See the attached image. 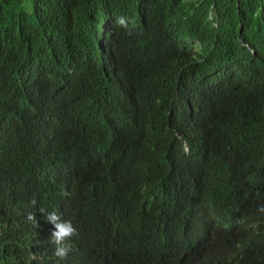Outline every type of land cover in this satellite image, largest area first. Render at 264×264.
Masks as SVG:
<instances>
[{
    "label": "trees",
    "instance_id": "16d2710c",
    "mask_svg": "<svg viewBox=\"0 0 264 264\" xmlns=\"http://www.w3.org/2000/svg\"><path fill=\"white\" fill-rule=\"evenodd\" d=\"M181 166L196 210L160 226L188 255L149 241ZM34 174L84 178L87 236L59 261L0 235V264H264V0H0V227Z\"/></svg>",
    "mask_w": 264,
    "mask_h": 264
},
{
    "label": "clouds",
    "instance_id": "9594fccd",
    "mask_svg": "<svg viewBox=\"0 0 264 264\" xmlns=\"http://www.w3.org/2000/svg\"><path fill=\"white\" fill-rule=\"evenodd\" d=\"M116 22L125 29L129 28L125 17H119ZM247 46L253 51L250 45ZM114 149L121 150L120 157L124 158L119 159L118 163L140 161V157L134 154L130 145L119 144L112 148V152ZM183 149L187 155L190 154L188 143H184ZM188 174L190 170L186 166L173 170L166 179V186L173 194V199L152 218L154 230L149 241L156 248L167 247L170 254L186 251L188 255L195 251V247L186 240L181 231L174 229L162 236L163 229L160 226L161 220H166L172 213L185 207L190 206L196 210L193 199L185 188V178ZM82 182L84 183V178L80 179L77 174L67 178L56 175L39 178L37 174L22 178V186L30 194L24 201L22 220L8 217L0 227L2 248L13 254L18 246H28L30 241H33L42 244L56 260L65 261L71 258L79 243L87 236L86 220L79 214V210L81 203L89 200L91 195L82 190ZM95 202L96 200L94 204ZM114 247H106L101 241H96L95 253L101 264H105L100 259L101 253Z\"/></svg>",
    "mask_w": 264,
    "mask_h": 264
}]
</instances>
